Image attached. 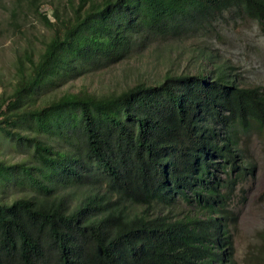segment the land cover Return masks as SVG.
Masks as SVG:
<instances>
[{
  "label": "trees",
  "instance_id": "trees-1",
  "mask_svg": "<svg viewBox=\"0 0 264 264\" xmlns=\"http://www.w3.org/2000/svg\"><path fill=\"white\" fill-rule=\"evenodd\" d=\"M40 9L52 37L0 95V133L32 154L0 160V186L21 193H0V264H239L234 203L256 175L248 154L264 140L263 86L198 49L195 71L120 93L38 95L228 12L264 30V0H71L54 21ZM54 135L65 146L49 145Z\"/></svg>",
  "mask_w": 264,
  "mask_h": 264
},
{
  "label": "rangeland",
  "instance_id": "rangeland-1",
  "mask_svg": "<svg viewBox=\"0 0 264 264\" xmlns=\"http://www.w3.org/2000/svg\"><path fill=\"white\" fill-rule=\"evenodd\" d=\"M40 13H68L71 0H0V95L10 93L18 80L19 60L27 61L32 55L37 60L53 30L38 15ZM54 21V20H53ZM207 49L217 62L234 67L242 83L264 87V30L259 22L235 12L225 13L206 32L190 33L181 38L166 37L151 43L147 48H136L127 57L110 66L89 70L73 78L64 79L59 86L42 90L39 97H60L86 89L96 96L111 95L133 86L140 79L150 82L160 80L172 71L196 70L193 52ZM26 66L29 64L26 62ZM25 134L31 133L25 125ZM56 149L65 146L56 135L46 138ZM31 148L21 146L0 133V160L9 164L30 159ZM256 165V175L245 184L239 199L235 200L237 213L234 234L236 259L239 264L264 262V140H255L248 154ZM18 185L0 186L6 200H13L20 193ZM4 191L6 193H4Z\"/></svg>",
  "mask_w": 264,
  "mask_h": 264
}]
</instances>
